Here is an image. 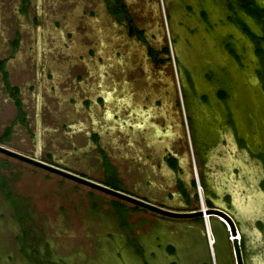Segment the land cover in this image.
<instances>
[{
    "label": "rangeland",
    "instance_id": "374dc122",
    "mask_svg": "<svg viewBox=\"0 0 264 264\" xmlns=\"http://www.w3.org/2000/svg\"><path fill=\"white\" fill-rule=\"evenodd\" d=\"M110 1L0 0V136L12 128L2 144L105 184L104 150L128 193L185 209L182 183L196 208L201 187L205 202L208 194L241 220L243 203L264 220V61L255 42L223 0H123L138 31L131 35ZM237 12L262 33L257 19ZM145 111L149 126L136 130ZM169 151L177 170L165 166ZM217 228L215 262L200 219L168 218L0 153V264H232V241ZM261 228L258 237L247 230L263 261Z\"/></svg>",
    "mask_w": 264,
    "mask_h": 264
},
{
    "label": "water",
    "instance_id": "95a60500",
    "mask_svg": "<svg viewBox=\"0 0 264 264\" xmlns=\"http://www.w3.org/2000/svg\"><path fill=\"white\" fill-rule=\"evenodd\" d=\"M154 133L156 136L157 135H161L162 137L163 136L164 137L172 136L170 131L162 132L158 128L155 129ZM162 143H165V141H162ZM0 153H3V154L8 155L10 157L19 159L21 161L32 164L34 166L40 167V168L45 169L49 172H52V173H55V174L60 175L62 177L68 178L72 181L86 185L88 187H91V188L96 189L98 191H101L103 193L109 194V195L114 196V197L121 199L123 201L129 202L135 206L153 211L155 213H158V214L165 216V217H168V218H173V219L203 218L204 225L206 227L207 226L206 220L204 219L205 214L211 215L212 217L222 216L229 222V224L231 226L232 234L234 236V239L232 240L233 251H234V254L236 255L237 261L239 264H243L242 263L241 241L236 237L238 232L241 234L239 226L237 225V215H235L233 212H231L226 207H223L222 205L209 207L206 210H204L202 203L200 202L201 205H200V208H198V209H181V210L173 209V208L167 207L165 205L164 206L158 205V204H156L152 201L146 200L142 197L133 195V194L128 193L124 190L116 189L111 185L101 183V182L96 181L92 178H88L82 174L71 171L70 169H67L65 167H62L60 165L46 161V160L41 158L40 154H37L36 156H29L27 154L16 151L10 147H7V146L3 145L2 143H0ZM166 167L168 170L172 171V168L168 165V163L166 164ZM228 171L230 172V170H228ZM177 198H178V195H175V199H177ZM235 201L237 202V199H235ZM241 201H242V199H241ZM251 202H252V199L250 198L249 201L246 203V206H247V204L251 205ZM242 204H240L239 210H240V213L242 215L244 213V216L242 218L243 219L242 222H243V224H246L247 227L244 226L243 228H244V230H247V229L251 228V226H249V225H252L254 227L253 219L256 216H254V214L250 215L246 208H245L246 211L243 212ZM211 248L213 249V247H211ZM212 255H213L214 260L216 262L214 249H213ZM220 264H222L221 258H220Z\"/></svg>",
    "mask_w": 264,
    "mask_h": 264
},
{
    "label": "trees",
    "instance_id": "16d2710c",
    "mask_svg": "<svg viewBox=\"0 0 264 264\" xmlns=\"http://www.w3.org/2000/svg\"><path fill=\"white\" fill-rule=\"evenodd\" d=\"M223 1L229 6V8L231 10L230 13L228 14V18L231 21L237 23L242 28V30L255 42L256 53L264 61V2L262 0H223ZM237 8L242 9L243 11H245L246 13H248L249 15H251L252 17L257 19L263 27L262 33H258L255 30H253L250 27V25L245 21V19L242 18V16L237 12ZM203 15L207 16L206 10H203ZM15 43H17V42H15ZM224 44H225L226 48L231 52V54L236 56L238 59H241V54H239L235 50L233 43H231L227 39V40H224ZM151 53L155 59L158 58V53L156 50L151 49ZM170 54H171L170 48H169V46H166L164 48V55L169 56ZM259 73H260V77L264 83V67L259 70ZM4 75L6 78L8 77V74L6 72H4ZM208 76H211L210 73H208ZM11 89H13V88L11 87ZM14 90L16 92V97H17L20 93V89L18 87H15ZM218 94H219L220 98H222V99L228 100L230 98V92L224 88H221L219 90ZM16 103H17V106L19 109V119L25 120L26 116L23 113L22 101L16 98ZM11 133H12V128L8 127L5 130V132L3 133V135L0 136V143L8 142L10 139ZM240 143L245 145L246 140L244 138H240ZM49 162H51V161H49ZM51 163H53V162H51ZM175 163L176 162L174 159L170 160V164L172 166H176ZM54 164H56V163H54ZM109 168L110 169H109L107 176H106V182L107 183H105V184L111 185L116 189L123 190V181L120 178L118 172L112 166H110ZM194 185L196 187L195 182H194ZM203 187L205 188V186H203ZM181 189L184 193H186V191L182 187V185H181ZM206 190L207 189H205V191ZM196 197L199 198L198 195H196ZM188 200H190V198H188ZM206 203L209 207H214V203L211 200V198L208 196V194H206ZM117 209H118V212L120 214V219H121L122 224L124 226H126L127 220L125 217V210L123 208H121L120 206ZM188 209H198V208L190 205ZM199 219L204 223L203 218H199ZM218 222L223 226L224 230L226 231V233L228 235V240H229L228 242L230 244V242H231L230 234H229V231L227 230L226 225L222 221L215 220L214 218H212L211 219V226H212L213 233L215 235V239H216V237L219 238V232H218V228H217ZM206 243H207V240H206ZM215 243H216V241H215ZM217 246H218V244H216V250L218 249ZM167 250L172 255L176 254V252H177V248L173 244H170V243L167 245ZM139 253L142 256H144V254L141 253V250L139 251ZM172 264H179V263L177 261H174ZM206 264H213V262L210 259L209 263H206Z\"/></svg>",
    "mask_w": 264,
    "mask_h": 264
},
{
    "label": "flooded vegetation",
    "instance_id": "af4514ba",
    "mask_svg": "<svg viewBox=\"0 0 264 264\" xmlns=\"http://www.w3.org/2000/svg\"><path fill=\"white\" fill-rule=\"evenodd\" d=\"M108 10L111 16L114 18L115 23L119 27L126 30L128 35L136 34L135 32L138 33L137 29L134 27V23L130 15L128 6L123 0L110 1ZM0 64L4 65L5 63L0 62ZM4 72L8 74V72L5 69H3V73ZM14 88H13V91L15 92ZM166 160L170 164V159L168 160V158L166 157ZM181 185L185 189L186 193L182 191ZM179 186H180V191H181L180 193H182L181 196L184 197L185 199V204H186L185 207L189 208V206L191 205V196H194V195H190L186 187L182 183H180ZM188 198H190V200H188ZM261 216L263 215L261 214L253 219L254 227L252 225H249L251 226V228H253L252 234H254V236L261 235V230H262L261 227L264 225V220L262 219ZM196 220H199V218H196ZM237 223H238V226L241 232V237H242L240 240L241 250H242V263L243 264H264V260L261 261L262 258L260 259L259 257L258 258L254 257V253L257 252V250L255 249V245L258 242H254L253 237L251 236L252 234H250L247 230H244L243 228L244 224L238 216H237ZM257 241L259 240L257 239ZM262 254L264 258V253ZM233 256L235 257V262L232 260L233 261L232 264H239L237 261L236 255L234 254Z\"/></svg>",
    "mask_w": 264,
    "mask_h": 264
},
{
    "label": "crops",
    "instance_id": "0c3cea01",
    "mask_svg": "<svg viewBox=\"0 0 264 264\" xmlns=\"http://www.w3.org/2000/svg\"><path fill=\"white\" fill-rule=\"evenodd\" d=\"M103 93V92H102ZM104 94V93H103ZM106 94V97L108 98V100L111 98V96H110V93H105ZM97 99H98V103H100V105H105V103L108 101L106 98H105V96L104 95H101V94H98V96H97ZM107 100V101H106ZM139 111V110H138ZM140 112V111H139ZM148 113V111H145L144 113H143V116H142V114H140V116H141V119H139V122L137 123V125L135 126V129L137 130L138 128L139 129H143V130H145V129H147V125L149 126V123H148V119L146 118V114ZM131 114H130V112H129V116H130ZM124 120V119H123ZM123 120H121V123H122V121ZM125 122H128V120H124ZM158 129H160L159 127H157ZM155 129H156V127H154V132H155ZM162 131V130H161ZM167 131H170V133H171V135L173 136V134H172V130H171V128H169ZM166 131V132H167ZM93 138H94V140L96 141V142H98L99 141V138H100V133H99V131H95L94 132V135H93ZM102 151V153H104L103 154V156L102 157H99V158H101L100 160H101V163H103V165L105 166V173H106V176H107V173H108V171H109V167L110 166H112L117 172H118V169H117V167H116V165H114L112 162H111V160H110V157H109V155H106L105 154V152H104V150H101ZM102 155V154H101ZM168 158V160L170 159V160H172V159H174L175 160V164H176V166H172L171 164H169L168 163V161L165 159V166H166V164L168 163V165L172 168V169H175V170H177V169H179L180 168V160H179V158H178V156L176 155V154H174L172 151H169L168 153H166L165 154V158ZM119 174V173H118ZM95 180V179H94ZM104 180H106V178L104 179ZM97 181V180H96ZM179 185H180V183H179ZM191 205H192V203H191ZM193 206V205H192ZM171 208V207H170ZM181 208H185V209H188V208H186L185 207V205H182L181 206ZM173 209H178V208H173ZM179 210H181V209H179Z\"/></svg>",
    "mask_w": 264,
    "mask_h": 264
},
{
    "label": "built area",
    "instance_id": "2783aa9c",
    "mask_svg": "<svg viewBox=\"0 0 264 264\" xmlns=\"http://www.w3.org/2000/svg\"><path fill=\"white\" fill-rule=\"evenodd\" d=\"M200 196H201V203H202V206H203V209L206 210L208 207V205L206 204L205 200H204V196H203V190L202 188L200 187ZM211 215L209 216H204V219L206 220V227H205V230L207 232V238H208V241H209V244L211 247H214V244H215V235L213 233V230H212V226H211ZM218 219H220V221H222L227 228H229V231L232 235V238H231V241L234 239V236L232 234V230H231V226L229 224V222L222 216H218ZM229 233V234H230ZM239 240H241V234L238 232L237 236H236Z\"/></svg>",
    "mask_w": 264,
    "mask_h": 264
},
{
    "label": "bare ground",
    "instance_id": "6f19581e",
    "mask_svg": "<svg viewBox=\"0 0 264 264\" xmlns=\"http://www.w3.org/2000/svg\"><path fill=\"white\" fill-rule=\"evenodd\" d=\"M206 216H209L208 214H205Z\"/></svg>",
    "mask_w": 264,
    "mask_h": 264
}]
</instances>
